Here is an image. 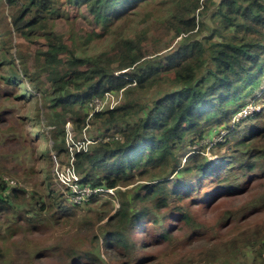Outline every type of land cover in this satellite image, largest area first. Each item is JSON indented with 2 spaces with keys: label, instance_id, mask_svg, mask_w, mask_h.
Masks as SVG:
<instances>
[{
  "label": "trees",
  "instance_id": "obj_1",
  "mask_svg": "<svg viewBox=\"0 0 264 264\" xmlns=\"http://www.w3.org/2000/svg\"><path fill=\"white\" fill-rule=\"evenodd\" d=\"M162 1L165 12L148 31H125L131 8ZM209 2L0 0V103L10 102L8 115L22 106L21 120L31 122L42 148L31 143L35 166L28 176L0 169V214L11 215L13 224L66 219L81 229L84 239L76 235L67 244L64 264H157L160 253L172 251L184 255L178 264H237L246 249L253 261L264 252V218L252 220L249 212L264 211V126L237 139L217 163L187 151L212 124L229 127L257 91L260 111L245 122L264 116V0H220L208 35L198 38V15ZM79 4L94 26L109 28L107 49L89 57L77 56L52 27ZM111 22L119 23L111 28ZM159 85L167 89L149 105L130 99L131 90ZM120 91L126 96L114 108L83 112L92 100ZM67 122L74 141L85 127L102 133L71 154ZM233 125L231 134L242 124ZM71 158L80 186L116 192L141 186L119 198L113 212L92 209L99 199L72 204L54 175L55 164L70 166ZM34 176L38 186L28 192L21 184ZM82 208L88 210L77 212Z\"/></svg>",
  "mask_w": 264,
  "mask_h": 264
},
{
  "label": "rangeland",
  "instance_id": "obj_2",
  "mask_svg": "<svg viewBox=\"0 0 264 264\" xmlns=\"http://www.w3.org/2000/svg\"><path fill=\"white\" fill-rule=\"evenodd\" d=\"M219 1L220 0H210L207 11L198 15L199 20L203 24V27H200V30L197 31L198 38L208 35L210 28L213 26L210 15ZM164 5L165 3L162 1L160 3H149V5L142 9L137 7L131 8L126 18L129 24L125 27V31L134 33L148 31L149 22L152 18L159 19L162 17L165 12V9H163ZM65 12L68 14V17H60L58 20H54L52 22V27L59 33L64 34L69 48H71L77 56L89 57L107 49L110 43V37L107 35L109 28L94 26L82 4H79L78 8L75 10H68L66 8ZM118 23L119 22H111V28L118 25ZM260 83L264 85V76ZM166 89V85H164V87L163 85H159L151 90H131L132 95L130 99L143 106L149 105L151 100L159 96V94ZM125 96V91H120L118 93L114 92L112 94V97L118 103L123 101ZM259 96L260 92L257 91L256 95L253 93L244 101L241 109L236 111L233 115L229 127H218L220 125L217 124L209 126L207 130L210 132L207 136L205 135L201 144H196L195 142L194 145L187 148V151L189 153L197 151L204 156L207 163H217L219 156L224 154L226 149L231 147L237 139L250 135L259 124L264 126V116L262 115L253 121L251 120V122H245L248 117L253 118V114L251 115V113L254 109L258 107L260 110L261 107L256 102ZM9 103L10 102L6 101L0 103V169H2V167L15 168L19 171V174L24 177V174L28 176L30 169L35 166V163L31 160L33 159L32 156L30 157L32 150L30 146L32 145L31 143H35L34 146L38 150L42 148H39L40 140H36L37 131L31 128V122L26 123L21 120L22 113L20 108L22 106H15L13 108L15 114L8 115L9 111L7 110L10 109ZM83 112L89 115L92 109L88 106ZM236 122L242 125L234 134H231L230 131L233 130V124ZM101 133V131L90 129L89 127L85 132H81L80 135L76 133V136L80 140L84 137L92 140ZM45 136L47 138L48 134L45 133ZM181 160L184 162L185 158L183 157ZM44 165L45 163L41 162L40 166L44 167ZM52 180L54 181V179ZM34 185L38 186V178L35 176L31 177L28 182L21 184L28 192ZM56 186L61 192L64 190L63 187ZM140 186L141 184L131 185L127 188L120 187L119 191L125 192V190L129 189V192L123 195L120 194L119 191V194L115 191V202L119 204V198L121 200L130 198L132 192L138 190ZM38 189L41 188L38 187ZM248 198H250V195L240 197L238 201L234 202L231 208L243 205ZM106 201L111 202L106 198H100L92 209H98L100 212H113L117 209L115 206H112V202V205L109 204L108 207L101 208L100 206ZM132 207L133 209L137 208L135 201H133ZM83 210L86 211L88 208H82L81 210H77V212H83ZM255 210L256 209L249 211L255 214V217H252L255 219L252 220H256L258 217L263 219L264 211H259L257 213ZM208 212L213 211L209 210ZM12 219L11 215L7 216L4 213L0 214V264H64L65 259L63 257V251L64 248L67 247V244L75 242V240H77L75 237L76 235L79 238L78 242L84 239V232L76 228L72 222L66 219L56 222L54 220L44 221L42 224L36 226L24 220L19 221L17 224H13L11 223ZM192 250L195 249L193 248ZM37 252L40 254L38 258L35 257ZM176 255L175 251L167 255L162 252L158 255L159 261L157 264H178L180 261L184 262L181 259L184 255ZM252 258L253 253L249 249H246L245 253L237 259V264H264V252L257 260L253 261Z\"/></svg>",
  "mask_w": 264,
  "mask_h": 264
},
{
  "label": "built area",
  "instance_id": "obj_3",
  "mask_svg": "<svg viewBox=\"0 0 264 264\" xmlns=\"http://www.w3.org/2000/svg\"><path fill=\"white\" fill-rule=\"evenodd\" d=\"M112 94L113 93H105L104 96H102L101 98H96L92 100L89 104L90 108L92 109V112L89 113L88 117H90L94 112L114 108L118 104V102L114 100ZM259 111L260 110L257 107V109L253 110L251 115ZM64 128L65 143L71 154H73L74 151L78 152L81 149L85 150L87 146L91 144V142H93V139L90 140L86 137H84L82 140L74 141L72 125L69 122L65 124ZM86 129L87 128L85 127L82 132H85ZM71 162L72 158L70 161V166L58 167V165L55 164L54 168L55 179L59 182V185L65 189H69L68 199L70 203L79 205L90 199L106 198L112 202L113 206H115L116 208L118 207V202H115V188H91L89 186H80L78 184V177L76 176L73 170Z\"/></svg>",
  "mask_w": 264,
  "mask_h": 264
}]
</instances>
